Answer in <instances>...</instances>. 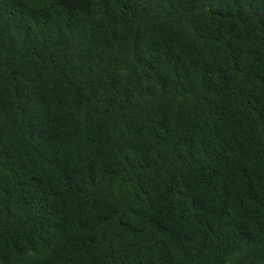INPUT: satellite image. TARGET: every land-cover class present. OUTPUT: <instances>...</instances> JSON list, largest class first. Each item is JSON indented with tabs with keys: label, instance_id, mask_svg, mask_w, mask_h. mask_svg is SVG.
Instances as JSON below:
<instances>
[{
	"label": "trees",
	"instance_id": "16d2710c",
	"mask_svg": "<svg viewBox=\"0 0 264 264\" xmlns=\"http://www.w3.org/2000/svg\"><path fill=\"white\" fill-rule=\"evenodd\" d=\"M0 264H264V0H0Z\"/></svg>",
	"mask_w": 264,
	"mask_h": 264
}]
</instances>
